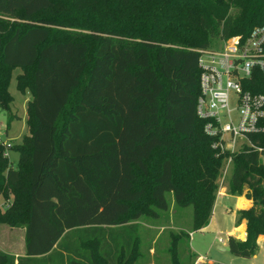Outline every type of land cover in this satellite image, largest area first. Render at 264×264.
Listing matches in <instances>:
<instances>
[{
    "label": "trees",
    "instance_id": "1",
    "mask_svg": "<svg viewBox=\"0 0 264 264\" xmlns=\"http://www.w3.org/2000/svg\"><path fill=\"white\" fill-rule=\"evenodd\" d=\"M263 22L264 0H0V106L17 67L16 88L31 94L14 165L0 142V221L24 228L23 254L0 248V264H135L139 220L167 211L168 194L192 206L189 231L170 230L182 264L228 155L229 193L246 186L253 203L238 210L245 239L227 245L251 256L264 234V132L234 152L211 146L198 56ZM244 85L264 93V75Z\"/></svg>",
    "mask_w": 264,
    "mask_h": 264
},
{
    "label": "rangeland",
    "instance_id": "2",
    "mask_svg": "<svg viewBox=\"0 0 264 264\" xmlns=\"http://www.w3.org/2000/svg\"><path fill=\"white\" fill-rule=\"evenodd\" d=\"M222 42L223 41H221V43ZM20 70L21 69L17 67L12 72V78L9 84V91L12 94V100L10 102L9 111L0 106V142L4 146V152L12 165L16 162L18 152L12 149L11 145L13 143L20 142L22 136L29 132L26 118L27 102L31 98V94L28 89L21 92L16 88L15 74ZM9 115L11 116L10 120H8ZM241 147L242 146H239L238 149ZM231 167L232 166L230 164L227 167L224 176L221 175L220 170V173L216 177V198L218 195L223 196L225 191L229 193L228 178ZM221 168L222 167H220V169ZM245 190H247L246 186L241 194L235 195H242ZM248 191L250 190L248 189ZM168 198L170 207L167 211L161 212L157 218L150 216L147 219L139 220V232L141 233L142 249L140 251L141 256L137 259L135 264H171L170 254L168 253V248L172 240L170 230L174 232L182 230L189 231L192 221V206H176L171 194H168ZM9 202L10 198L6 199L0 194V210H4ZM244 203H246V200L243 197H239L238 206H241ZM252 203L253 200L251 199V204ZM246 207L247 206H242L236 210L238 216L236 225L243 226L245 230V218L239 219L240 215L238 210ZM213 218L217 227L206 228L203 230L195 229L189 233V236H186L185 243H188L189 246L188 248H184L179 251L182 264H211L214 261L221 264L236 263V257H234V254L231 253L229 249L221 250L217 248L218 243L227 239L228 233H226V230L231 228L233 225L232 212L225 210L223 204L219 202L215 205ZM229 234H232L241 240L245 239L242 238L244 236V231L243 233L237 234L235 229H233L229 232ZM258 236L254 253L251 257H253L254 264H264V237L263 239H258ZM220 237L223 239L219 240ZM183 246L180 245L181 248ZM0 248L16 255L23 254L24 228L0 221ZM198 254L205 256L206 259L214 261L209 262L206 259H202V257Z\"/></svg>",
    "mask_w": 264,
    "mask_h": 264
},
{
    "label": "built area",
    "instance_id": "3",
    "mask_svg": "<svg viewBox=\"0 0 264 264\" xmlns=\"http://www.w3.org/2000/svg\"><path fill=\"white\" fill-rule=\"evenodd\" d=\"M198 66L196 112L205 119L204 130L215 137L211 146L230 152L239 146H254L248 134L264 132V93L251 91L244 82L257 71L264 75V22L253 26L245 37L234 34L217 47L200 50ZM230 164L228 155L221 175Z\"/></svg>",
    "mask_w": 264,
    "mask_h": 264
},
{
    "label": "crops",
    "instance_id": "4",
    "mask_svg": "<svg viewBox=\"0 0 264 264\" xmlns=\"http://www.w3.org/2000/svg\"><path fill=\"white\" fill-rule=\"evenodd\" d=\"M16 160H17V158H16ZM247 192H248V188H247V190L244 191V193L242 195L230 194V193H228L226 191L224 192L225 194L223 196L218 195L217 198H215V201H214L212 214L210 216L209 223L207 225L201 227L200 229L203 230V229H206V228H215V227H217L216 224H215L213 215H214L216 203L218 204L219 202H221L223 204L225 210H228V211L232 212V214H233V225H232L231 228H228L226 230V233L229 234V232H231L237 226L236 225V223H237L236 221L238 219V216H237V211L236 210L238 208L242 207V206H244V207L247 206L248 207V206L251 205V199L248 198V196L246 195ZM239 197H243L246 200V203H244L241 206H238V198ZM242 233H243V231H242ZM245 235H246V231H245V228H244V236L242 238H245ZM219 236H221V235H219ZM263 237H264L263 234H260L258 236V239H263ZM217 248H219L221 250H227L228 249L227 239L222 240L221 243H218L217 244ZM198 255H200L202 257V259H206L205 256H203L201 254H198ZM234 257H236L235 260H237L235 264H254L253 257H251V256L243 257V256L234 255ZM206 260H208L209 262H213L214 261V260H211V259L210 260L206 259Z\"/></svg>",
    "mask_w": 264,
    "mask_h": 264
}]
</instances>
